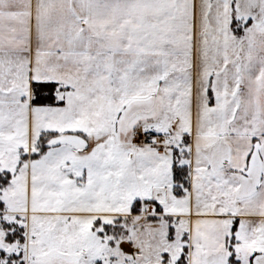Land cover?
I'll return each mask as SVG.
<instances>
[{
	"label": "snow or ice",
	"instance_id": "1",
	"mask_svg": "<svg viewBox=\"0 0 264 264\" xmlns=\"http://www.w3.org/2000/svg\"><path fill=\"white\" fill-rule=\"evenodd\" d=\"M0 264H264V0H0Z\"/></svg>",
	"mask_w": 264,
	"mask_h": 264
}]
</instances>
